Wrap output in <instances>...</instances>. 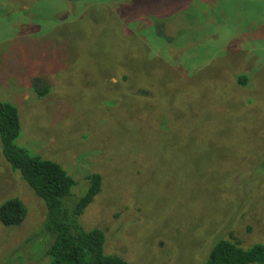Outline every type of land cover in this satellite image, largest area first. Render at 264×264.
Listing matches in <instances>:
<instances>
[{
  "label": "rangeland",
  "instance_id": "rangeland-1",
  "mask_svg": "<svg viewBox=\"0 0 264 264\" xmlns=\"http://www.w3.org/2000/svg\"><path fill=\"white\" fill-rule=\"evenodd\" d=\"M0 100L17 144L74 179L72 206L101 176L78 222L107 254L203 264L219 239L264 243V0H0ZM13 197L27 214L0 222V264H49L47 207L0 141Z\"/></svg>",
  "mask_w": 264,
  "mask_h": 264
},
{
  "label": "trees",
  "instance_id": "trees-1",
  "mask_svg": "<svg viewBox=\"0 0 264 264\" xmlns=\"http://www.w3.org/2000/svg\"><path fill=\"white\" fill-rule=\"evenodd\" d=\"M248 78H239L245 84ZM121 81H130L123 77ZM47 87L38 89L46 92ZM17 107L0 100V141L2 154L13 169L20 171L34 193L43 199L47 207L44 228L53 242L47 249L49 264H130L124 258L104 251L105 232L102 229H84L79 216L101 189V176L93 173L86 177L89 187L71 205V190L75 185L71 175L57 162L32 154L17 144L20 134ZM72 206V207H71ZM27 214V208L18 197L5 200L0 205V222L5 226L19 225ZM49 239L48 242H51ZM264 264V243L249 248L239 242L219 239L211 247L203 264Z\"/></svg>",
  "mask_w": 264,
  "mask_h": 264
}]
</instances>
